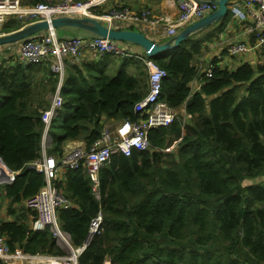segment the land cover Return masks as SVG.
I'll list each match as a JSON object with an SVG mask.
<instances>
[{
    "label": "trees",
    "instance_id": "16d2710c",
    "mask_svg": "<svg viewBox=\"0 0 264 264\" xmlns=\"http://www.w3.org/2000/svg\"><path fill=\"white\" fill-rule=\"evenodd\" d=\"M229 18L227 13L218 29ZM22 25L8 18L0 30ZM200 31L149 57L166 72L160 98L186 116L175 113L167 125L150 127L147 149L114 153L99 168L96 189L84 167L65 169L52 180L72 203L56 215L73 247L84 244L91 219L101 212V226L77 264H264V64L230 69L213 58L205 77L195 61L213 33L196 37ZM117 59L67 63L48 154L59 156L67 140L89 146L101 136L104 120L139 116L133 105L147 91L145 66L128 54ZM10 61H0V156L18 173L0 188L14 215L12 206L45 183L29 164L42 156L40 110L49 105L44 94L54 91L57 79L47 67ZM199 76V88L191 91L190 81ZM19 209L12 220H0L12 250L67 255L48 228L31 229L34 210Z\"/></svg>",
    "mask_w": 264,
    "mask_h": 264
},
{
    "label": "built area",
    "instance_id": "2783aa9c",
    "mask_svg": "<svg viewBox=\"0 0 264 264\" xmlns=\"http://www.w3.org/2000/svg\"><path fill=\"white\" fill-rule=\"evenodd\" d=\"M176 4V15L167 19L154 16L149 6L142 4L131 6L126 2L115 3L112 0H45L35 4L23 3L22 0H0V28L8 18H16L26 25L41 20L50 22L52 18L59 16H88L96 18L109 27L119 22L127 24L131 22L156 28V25L161 22L159 36L166 39L217 8L216 0H176ZM227 10L230 20L240 26V34L224 47L225 54L236 56L252 53L254 61L245 62L252 66L264 64V0H229ZM19 42L18 53L10 64L17 61L22 64L47 67L57 79L50 104L41 110L42 146L49 136L51 121L62 108L63 97L60 88L65 76V67L69 61L83 62L97 60L106 55L128 54L139 58L147 72V91L133 105V111L139 115L137 118L119 120L110 131L103 128L101 136L89 146L64 145L59 156L43 153L40 158L31 163L37 171L43 173L45 183L23 202L25 208L36 212L30 227L34 231L48 228L60 246L71 247L68 235L59 227L56 212L58 208L70 207L72 203L55 187L52 180L61 170L84 167L96 189L98 170L110 161L114 153L130 155L132 149L144 150L150 147L147 138L148 129L167 125L175 116V109L169 107L160 98L161 85L166 72L147 57L142 49L132 53L119 45L118 41L107 37L93 35L63 38L58 36L56 29L47 28ZM202 55L203 52L197 57L199 64L196 66L198 72L205 73L204 76L207 77L211 74L213 58L207 61L201 60ZM214 58L218 60L217 56ZM189 84L191 91L198 89L201 76L193 79ZM17 173L18 171L8 167L0 156V186L11 183ZM101 220V212L98 211L90 221L88 238L84 244L75 248L71 247V252L59 258L66 264H77V256L92 235L98 232ZM31 258L30 254L22 252L20 248L12 250L0 228V260L9 264H21L24 260ZM103 264H110V262L106 260Z\"/></svg>",
    "mask_w": 264,
    "mask_h": 264
},
{
    "label": "crops",
    "instance_id": "0c3cea01",
    "mask_svg": "<svg viewBox=\"0 0 264 264\" xmlns=\"http://www.w3.org/2000/svg\"><path fill=\"white\" fill-rule=\"evenodd\" d=\"M113 1L115 3L117 2V0H112V2ZM124 2L131 4V6H135V5L139 6L141 4L145 5V6H149L152 9V14L154 16H161V17H165L167 19L173 18L177 13L176 0H124ZM135 24H133L131 22L128 24L124 23V22H119V23H116L115 26L121 25L124 27L127 25H131V26L135 27V30H142L148 37H150L154 40H157L159 42L166 41V40H164V38H161L159 36V32H160V28H161V22L158 23V25H156L157 26L156 28H153L147 24H144L143 26L140 24H136V25ZM218 24H219V22L215 23L214 26H212L213 24H211V25H209L203 29H200L201 31L199 33H197V35H196V37H198V36L208 34L209 32L213 33L210 40L207 39L202 43V45L204 46V49H203V55L201 57V60L204 59L207 61V60H209V58L212 59L215 56H217V59H218L217 63L221 66H227L230 69L235 68L237 65H239L242 62L254 61V58L252 57V55H253L252 53H249L247 55H236V56H228L225 54L224 47L228 43L233 41L236 35L240 34V26L235 24L232 20H230V18L227 21V23L221 29H218V27H217ZM91 36L92 35L85 36V37H91ZM118 43H119V45L130 50L132 53H136L141 49L139 46H137L133 43H130V42L118 41ZM19 44H20V42H15V43L6 44L3 47H0V57L4 58L5 56H9L11 53H13V52H9V51H14L13 55L15 57L18 53V50H19ZM97 60H99V59H97ZM77 62H79V61H77ZM181 111H183V110L181 109ZM104 126H106V125H104ZM82 143H84L83 140L75 139V140L65 141L64 145H68V146L80 145ZM49 144H50V142H49ZM62 172H63V170H61L59 172L58 177L61 176ZM8 213L9 212L1 210L0 211V220H12L15 215L8 214ZM28 217L30 218V215H28ZM62 248L64 250L66 248V252H67V250L71 252L70 246H64ZM35 256H37V255H35ZM51 257H53V256L38 255L37 257H32L30 260H27L23 264H44V263L50 264L49 259H51ZM54 258H55L54 260H56V262H60V264H66V262L63 259H59L58 257H54Z\"/></svg>",
    "mask_w": 264,
    "mask_h": 264
},
{
    "label": "water",
    "instance_id": "95a60500",
    "mask_svg": "<svg viewBox=\"0 0 264 264\" xmlns=\"http://www.w3.org/2000/svg\"><path fill=\"white\" fill-rule=\"evenodd\" d=\"M228 1L229 0H216L217 8L215 10L183 27L175 35L171 36L164 42H159L148 37L142 30L117 28L114 26L109 27L94 17L59 16L52 18L50 22L47 20L36 21L10 32L0 34V45L17 42L47 28H57L69 25L86 29L93 35L107 37L116 41L131 42L139 46L147 57H152L161 51L177 48L182 42L190 37L191 33L203 29L213 23L220 22L228 13ZM29 167L33 168V165L29 164Z\"/></svg>",
    "mask_w": 264,
    "mask_h": 264
},
{
    "label": "rangeland",
    "instance_id": "374dc122",
    "mask_svg": "<svg viewBox=\"0 0 264 264\" xmlns=\"http://www.w3.org/2000/svg\"><path fill=\"white\" fill-rule=\"evenodd\" d=\"M117 2H124V0H117ZM214 25H215V23H213L212 26H214ZM133 28L135 29V27H133ZM56 31H57L58 36L63 37V38L85 37V36L93 35L89 31H87L86 29H83V28H80V27H77V26H69V25L57 27L56 28ZM0 33H5V32L4 31H0ZM9 52H13V53H11L9 56H5L4 58L0 57V61L1 60H6L8 62L9 60H12L13 58L16 57V56L14 57V55H13L14 54V51H9ZM109 56L112 57L114 60H116V62L118 63V59H117L118 56H111V55H109ZM7 59H9V60H7ZM195 63L198 66V64H199L198 63V59L195 61ZM204 66H206V65H204ZM66 67H65V73H66ZM112 69H113V65L112 66L111 65H108V66L105 67V70L108 73H111L112 72ZM48 88H49V84H48ZM146 89H147V86H146ZM52 93H53V91L49 89L44 94V98L43 99L47 100L49 102V104H50L51 99H52ZM47 107H45V108H47ZM45 108H42L41 110H43ZM175 113H181L183 116H185L184 112H182V111H180L178 109L175 110ZM104 123H105L104 125H106V126H104V128H106V130L110 131V130H112L115 127V124L118 123V120H116V119H109V121L108 120H104ZM48 139L49 138L47 136V139L45 140V142H44V144L42 146L41 154L47 153L48 152V148L52 144V142L50 144H48ZM80 145L83 146V147H85L84 145H86V144L84 142V143H82ZM173 147H174V145H171L167 149H162V151H171L173 149ZM163 159H165V156H162V160ZM23 206L24 205L21 204V203L18 204V205H13L12 206V209L15 211L14 215H16L19 212V210H20L19 208L20 207H23ZM7 208H8V199L4 196V189H1L0 188V211L2 210V211L8 212V209ZM65 250H66V248H65ZM67 252H70V251L67 250ZM0 261H1L2 264H9V262H4L2 260H0ZM24 262H26V261L24 260Z\"/></svg>",
    "mask_w": 264,
    "mask_h": 264
},
{
    "label": "clouds",
    "instance_id": "9594fccd",
    "mask_svg": "<svg viewBox=\"0 0 264 264\" xmlns=\"http://www.w3.org/2000/svg\"><path fill=\"white\" fill-rule=\"evenodd\" d=\"M27 25V24H26ZM22 26H24V25H22ZM131 26V25H130ZM114 27H116L115 25H114ZM122 28H128V27H122ZM54 29H56V28H54ZM1 31V30H0ZM43 31V30H42ZM41 32V31H40ZM57 32V31H56ZM6 33V32H5ZM39 33V32H38ZM0 34H3V33H0ZM37 34V33H36ZM34 35V34H33ZM30 36H32V35H30ZM93 36V35H92ZM170 38V37H169ZM168 38V39H169ZM165 40V39H164ZM20 41V40H19ZM19 41H17V42H19ZM157 41V40H156ZM15 43V42H14ZM131 43V42H130ZM8 44H10V43H8ZM4 45H6V44H4ZM1 46V45H0ZM100 59V58H99ZM184 111V110H183ZM184 114H185V112H184ZM186 116V115H185ZM48 144H49V142L51 143V141H52V138H51V135H50V132H49V136H48ZM47 139V138H46ZM45 142V141H44ZM41 143H42V140H41ZM62 149H63V147H62ZM46 154H48V153H46ZM48 155H50V154H48ZM31 164V163H30ZM34 168V167H33ZM33 219V218H32ZM32 221V220H31ZM30 224H31V222H30ZM63 231V230H62ZM65 232V231H64ZM66 233V232H65ZM67 234V233H66ZM69 236V235H68ZM70 239V238H69ZM58 244V243H57ZM71 244V243H70ZM62 247V246H61ZM71 247H72V245H71ZM72 248H75V247H72ZM66 251V250H65ZM25 253V252H24ZM67 254L69 253V252H66ZM32 257H36L35 255H32V254H30ZM63 256H66V255H63ZM55 257H61V256H55ZM52 258V257H51ZM53 259H55L54 258V256H53ZM60 259V258H59ZM25 261H27V260H25ZM110 262V261H109ZM23 263H25L24 261L23 262H21V264H23Z\"/></svg>",
    "mask_w": 264,
    "mask_h": 264
},
{
    "label": "bare ground",
    "instance_id": "6f19581e",
    "mask_svg": "<svg viewBox=\"0 0 264 264\" xmlns=\"http://www.w3.org/2000/svg\"><path fill=\"white\" fill-rule=\"evenodd\" d=\"M38 256V255H37ZM36 256V257H37ZM50 264H60V262H56V260H54L53 258L49 259ZM45 264V263H44Z\"/></svg>",
    "mask_w": 264,
    "mask_h": 264
}]
</instances>
